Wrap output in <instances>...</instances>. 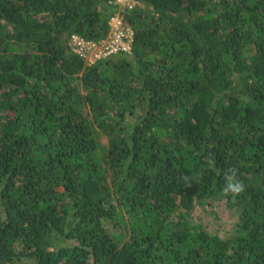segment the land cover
I'll return each instance as SVG.
<instances>
[{"label": "trees", "instance_id": "obj_1", "mask_svg": "<svg viewBox=\"0 0 264 264\" xmlns=\"http://www.w3.org/2000/svg\"><path fill=\"white\" fill-rule=\"evenodd\" d=\"M133 1L0 0V264H264V0Z\"/></svg>", "mask_w": 264, "mask_h": 264}, {"label": "built area", "instance_id": "obj_2", "mask_svg": "<svg viewBox=\"0 0 264 264\" xmlns=\"http://www.w3.org/2000/svg\"><path fill=\"white\" fill-rule=\"evenodd\" d=\"M117 2L130 9L134 5L133 0H117ZM110 25L111 31L108 37L99 43L87 41L77 34L72 35L70 40L72 50L87 64H93L97 60L119 51L129 52L134 31L124 24L120 13L111 18Z\"/></svg>", "mask_w": 264, "mask_h": 264}, {"label": "rangeland", "instance_id": "obj_3", "mask_svg": "<svg viewBox=\"0 0 264 264\" xmlns=\"http://www.w3.org/2000/svg\"><path fill=\"white\" fill-rule=\"evenodd\" d=\"M217 205V211L218 213H222V218H223V223H222V228L219 227L220 221L218 217H221L220 214L215 215V213L211 210L212 207L207 205L208 208V212L207 213H203L204 215H202V217H204L205 219H203L200 215L201 210H195L194 211V219L198 220V219H203L202 221L205 223L206 226L209 227V229H213V231H215L216 229H221V230H227L230 227V222L228 221L227 216L224 214L225 212H223V207L221 204L218 205V203H215ZM226 216V217H225ZM223 234V233H221Z\"/></svg>", "mask_w": 264, "mask_h": 264}, {"label": "clouds", "instance_id": "obj_4", "mask_svg": "<svg viewBox=\"0 0 264 264\" xmlns=\"http://www.w3.org/2000/svg\"><path fill=\"white\" fill-rule=\"evenodd\" d=\"M241 190H242V185L238 182L236 183L229 182L225 188V192H228V191L239 192Z\"/></svg>", "mask_w": 264, "mask_h": 264}]
</instances>
